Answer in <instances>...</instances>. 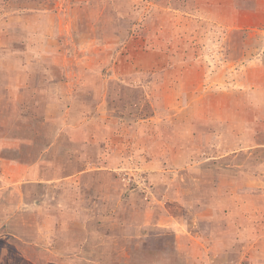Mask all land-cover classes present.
Here are the masks:
<instances>
[{
    "label": "rangeland",
    "instance_id": "rangeland-1",
    "mask_svg": "<svg viewBox=\"0 0 264 264\" xmlns=\"http://www.w3.org/2000/svg\"><path fill=\"white\" fill-rule=\"evenodd\" d=\"M0 264H264V0H0Z\"/></svg>",
    "mask_w": 264,
    "mask_h": 264
},
{
    "label": "crops",
    "instance_id": "crops-1",
    "mask_svg": "<svg viewBox=\"0 0 264 264\" xmlns=\"http://www.w3.org/2000/svg\"><path fill=\"white\" fill-rule=\"evenodd\" d=\"M44 176H51V173H42V174H38V176H37V181L36 182H30V181H32L31 180V178H26V181H28V182H25V183H33V184H35V185H39V186H44V182H46V181H48V179L46 180L45 178L43 179V177ZM49 179H51V177L49 178ZM24 183V184H25ZM27 189H23V191H22V195H23V192H24V197H25V195H27V197L29 198L30 196H32L31 194H27V192H25Z\"/></svg>",
    "mask_w": 264,
    "mask_h": 264
}]
</instances>
